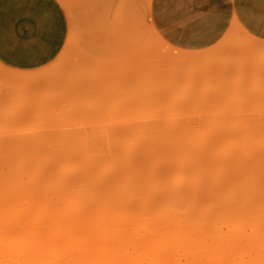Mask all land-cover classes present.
I'll return each mask as SVG.
<instances>
[{
    "label": "rangeland",
    "instance_id": "374dc122",
    "mask_svg": "<svg viewBox=\"0 0 264 264\" xmlns=\"http://www.w3.org/2000/svg\"><path fill=\"white\" fill-rule=\"evenodd\" d=\"M107 1L99 13H91V8L87 7L86 20L83 13L77 14L76 34L71 38L68 51L50 65L20 71L0 62V175H3L0 185H4L7 174L14 177L13 173L17 172L22 176L23 172L16 169L19 166L13 167L12 163L22 154L24 158L19 163L24 172L28 169L24 174L28 186L22 194L23 200L26 196L28 203L38 208L43 193L51 200L49 198L58 194V186L63 187L58 198L60 204L56 201L57 209L43 206L39 209L40 218L33 219L39 223L38 231L42 229L39 232L44 237L53 234L56 245L58 232L65 235L66 231L68 237L80 238V228L88 236L89 231L100 229L109 236L113 232L110 229H116L121 220L125 231L129 226V234L133 235L140 223L136 213L141 209L138 202H143L148 209L151 200L157 204V207L149 206V210L155 211L154 229L159 227L160 234L165 224L157 218L163 209L181 212L185 222L191 216L186 209L192 188L218 192V186L226 183L232 197L227 204L231 205L242 195L243 173L257 190L264 188V41L250 38L234 25L229 31L233 38L230 46L228 43L214 49L215 45L197 53L177 49L154 27L151 0H103ZM234 55H240L241 62L245 61V66L240 64L244 71L240 68L234 73L232 68L236 69L241 63L238 60L239 63L233 65L237 62ZM8 97L13 102L8 101ZM203 132L213 135L203 139ZM213 145L217 147L213 149ZM226 151L228 157L222 160L220 154ZM37 159H45L46 164L36 168L33 164ZM151 166L157 168L156 173ZM234 170H239L242 176L234 178L231 175ZM210 174L213 180L208 177ZM177 180L179 186L175 188ZM67 186L72 188L66 189ZM175 189L183 190V194H175ZM76 194L81 197L80 202L86 203L87 211L93 212L95 207L99 208L97 206L103 208L106 203V214L116 215V209L125 207L129 212L126 217L131 216L133 220L127 226L129 220L121 210L122 219L103 217L105 230H102V222L91 219L97 210L91 218L78 207L70 210L72 203L68 196ZM259 196L263 202L264 194ZM216 197L221 198V192ZM181 200H186L183 207ZM215 200L197 196L192 202L198 203L197 207L208 216L217 211L225 213L227 204L220 206ZM24 203L25 200L19 207L17 204L10 207L27 214L23 219L16 216L19 214H11L12 219L18 218L26 225L32 222L28 217L38 209L33 211ZM65 209L70 210L66 217L60 212ZM239 211L233 216L238 223L245 212ZM3 212L11 221L9 211ZM52 213H55L57 227L51 221ZM247 213L249 215L250 211ZM261 216L264 214H258L260 219ZM80 217L88 221H81ZM21 225L16 226L25 227ZM18 228L15 227V233H19ZM248 232L249 229L247 235ZM31 233L29 229L24 230L26 238ZM140 233L137 235H145L144 231ZM165 234V238L170 237ZM50 238L45 237L52 241ZM183 239L185 244L191 241L187 236ZM56 250L61 252L55 248L53 253ZM67 262L62 261V264ZM50 264H61V261L53 260Z\"/></svg>",
    "mask_w": 264,
    "mask_h": 264
},
{
    "label": "bare ground",
    "instance_id": "6f19581e",
    "mask_svg": "<svg viewBox=\"0 0 264 264\" xmlns=\"http://www.w3.org/2000/svg\"><path fill=\"white\" fill-rule=\"evenodd\" d=\"M236 26L239 29H242L239 25H236ZM242 30L250 38L254 37L253 35L245 31L244 29ZM225 37L226 38L220 45L219 43L217 44L219 45L218 47L226 46L228 43L229 45L227 46H230V44L233 43V41H231L233 40V38H232V35H230V32L227 33ZM193 52L197 53V51H193ZM234 56H232V58H234ZM236 57H237L236 59L237 62L236 63L234 62L235 64L232 63L234 66L237 63L241 62L240 55H237ZM232 61H235V60H232ZM242 62L238 64L239 68H238V65H236L237 66L236 69L232 68L230 64V68L234 70V73H236L237 69L240 70L241 68L240 64L245 66L244 64L245 61L242 60ZM240 72L241 71H239V73ZM241 73L244 74L243 72ZM239 75L237 74V76ZM242 76L240 75V77ZM205 78L204 80L207 81L206 76ZM208 80H210V78ZM240 80L241 79H239L238 81ZM240 82L242 84V81ZM238 88L239 86L237 87L236 90H238ZM241 92L242 91L240 90V93ZM8 101L13 102V100L11 98L9 99V97H8ZM54 126L55 124L53 125V127ZM217 126L219 127L220 125H217ZM220 127L222 128L223 126H220ZM212 128H213L212 133H214L215 127H213V125H212ZM220 130H224V129H220ZM212 133L209 135V134H206V132H203L201 133V137L203 139H206L207 137L212 136L213 135ZM17 139L18 137H16V141ZM29 139L30 138H28V140ZM19 142L21 144L22 141H19ZM37 142L39 144H42V142H39V141ZM207 143H209V146L212 145L210 141ZM43 145L46 146V143L44 142ZM35 146H38V144ZM216 147L217 145H213V149H215ZM28 148H31V146ZM36 148H41V147H36ZM228 154H229L228 151L223 152L220 154V158L222 160H225L226 157H228ZM242 154L244 155V152H242ZM21 155L19 154V158L16 159L15 161H12V163L14 162L13 167L19 166L16 169H19L20 172L21 171L23 172L22 176L20 177L17 172H16L17 174L13 173L14 177L11 174L10 175L7 174V176L4 178L5 179L4 185L3 186L0 185V211L3 209L2 214H4L3 216L1 215L3 218L2 219L0 218V264H50L51 261L53 263V260L55 261V263L57 262L59 263L61 261V264H62V261L63 263H65V261L66 262L68 261L67 262L68 264H264V242H263L264 241L263 239L264 238V232H263L264 217L261 216L262 219L259 218L260 216L258 217V214L259 215L264 214V212L258 213L260 212L259 210L262 211L263 209L264 211V207H263L264 201L262 202L260 200L262 198L259 196L261 193L264 194V188L257 190V188L254 185H251L250 181L248 180L249 176L246 173H243V177L245 179L244 181L245 186L243 188L242 195H240L237 199H235L231 205L227 204L232 199V197H230L229 187H227L226 183H223V185H219L217 189L219 190L218 192H221L222 194V197L219 199L216 197L218 192H215V191H209V192L201 191L200 192V190L198 191L197 188L196 189L192 188L190 190L191 191L189 192V203L190 204L187 206L188 208L186 210L191 216L186 219V222L184 219H182L183 214L181 212L179 211L172 212L170 211V209L169 210L163 209V212H162L160 211L162 210V208L159 206V208H161L159 212H162V214L157 218V220L162 225L165 224L163 227V231L160 234H159L160 232L159 227H156L154 229L156 216L153 213L155 211L152 212L149 210V206L153 204L154 206L157 207V204L154 203L153 200L148 202L147 204L148 209H146V205L143 202H138V204H140L141 209L136 213H138L137 215L140 216L139 221H138L140 223L138 225L137 232L131 235L129 234L128 223L131 220H133V218H130L131 216L126 217L129 215V212L125 207H119L118 209H120V211L116 209L115 210L116 215L113 213L109 215L105 213V211L107 210V209H104V207L106 206V203H105V206L103 208H101L100 206H97L99 208L96 209L95 207V210H97V214L95 217L91 218V214H93L95 210L93 212H90V210L87 211L88 208L85 206L86 203L84 204V202L79 201L81 197H79L78 194L72 197L68 196V201L72 203L70 210L78 207L77 209L80 212L82 211L86 212L88 215H90L87 217H90L92 220L95 219L96 223L102 222V225H101L102 230H105L104 224H103L104 218L112 217L110 220H114L117 218L122 219L121 210H123L124 214L122 215H125L126 220H129L126 223L128 226V229L125 231L126 228H124L122 220H121V224L117 226L118 230H116L117 228L116 229L111 228L110 230H113V232L109 236H107L105 233H101L100 229H97L96 231H91V232L88 230L89 231V236H88L87 233L81 232V228H80V238L79 237H68L66 235L67 234L66 231H65V235L62 232L63 236L61 232L60 234L58 232L59 239L56 240V242L58 241L56 245L54 244L52 240L53 234L52 233L49 234L48 232H46L48 234L45 237L46 238L51 237L50 239L52 241L50 240L48 241L47 239H45L44 235H42L39 232V231H42V229L38 231L37 227L39 226L38 225L39 223L36 224L35 222H33V219L35 218V216L38 217L40 215V212L42 211H39V209H41V207L43 208V206L48 205L49 210L57 209V202L60 204V200H58V198L59 196L62 195L61 190L63 187L61 185L58 186V190H57L58 194L54 198H49L51 200H48L47 195L43 193L42 198L40 200L41 207L38 206V208L35 207L33 203H28L29 198L25 196L24 204L29 205L27 206V208H31L33 211L35 209H38L36 210L37 212H34L36 214L28 217L32 221L30 222V224L25 225V222L23 223L22 221H20V219L15 218V217L14 219H12L13 218L12 217L13 215H11L12 213H14L15 215L19 214L16 216H21L22 219L25 217V215H27L24 211H22V209L21 211L17 209V207H19V204L22 205V202L24 201L22 198V194L25 191V187L28 186V184L24 182L25 181L24 179L27 178V175L24 176V174H27L28 169L26 168L27 171L24 172V167L22 166L21 163H19L20 159L24 158ZM8 156L10 155L8 154ZM6 159L8 158L6 157ZM44 164H46L45 159L44 160L37 159L35 164H33V166H35L36 168L43 167ZM151 167H152L153 173H156L157 168L155 166H151ZM12 170L15 171L14 168H12ZM231 175L237 179L239 176H242V173L239 170H234L232 171ZM0 177L2 179L3 175L1 174ZM208 177L211 180H213V176L211 174ZM180 181H181V178H180ZM206 182H209V179ZM174 186L175 188H178L179 180L176 181V185ZM235 187L239 188V185L235 184ZM71 188L72 186L66 187V189H71ZM237 192L241 193L240 191H237ZM174 193L177 195H182L183 190L175 189ZM10 195H12L14 198L13 199L8 198V196ZM197 196L198 197L206 196L208 198L214 197L216 198L215 202H217L220 206L226 203L227 206H224V208L226 209L225 213L221 214L217 211L213 213L212 215L208 216L205 210L197 207L198 203L194 204L192 202L196 200ZM185 201L186 200L180 201V205L182 207ZM16 204L18 205L16 209H14L13 207H10V205H16ZM5 210L9 211L8 217L11 219L12 222L4 217L6 212H3V211ZM58 210H61V209H58ZM154 210H155V207H154ZM239 210H241L242 212L245 211L242 214L240 213L241 216L242 215L244 216V218L241 219V217L238 215L240 217L239 220L242 225L236 222L233 218V216L236 215ZM69 211L65 209L64 211H60V212H63L64 217H66ZM156 211L158 212V210ZM249 211H250V214L248 215L247 212ZM23 212L24 214L21 215ZM55 213L54 214L52 213L50 218H51L52 223L57 227L58 225L56 224V217H54ZM75 214H78V212L76 211ZM150 215L153 219L150 217ZM77 216H83V215H77ZM255 217L257 218V220H253V219H256ZM39 218L40 216L37 219ZM81 219L85 221L87 220L86 217H84V219L83 217H80V220ZM149 219L150 221H148ZM227 219H232V220L231 222H228ZM259 219L262 221H260ZM40 220H37V221H40ZM9 221L11 224L9 223ZM19 224L20 225L24 224L25 227L16 226ZM90 224L91 223L89 222V225ZM29 225H31L30 226L31 229L27 228V226ZM33 225H36V228L34 226L36 230L33 229L32 227ZM218 225H221L222 227L218 228L217 227ZM60 226L61 225H59V229H60ZM15 227H19L18 228L19 233L18 232L15 233ZM223 227L227 229V232L223 231V229H225ZM121 228H123V230H120ZM22 229L24 230L29 229L30 233H31V230L32 231L34 230V232L33 234L31 233V235H29L26 238V235L24 234V230ZM245 229L250 230V233L248 232L249 235L246 234ZM115 230L117 233H114ZM21 231L22 233L20 234ZM140 231L142 232L144 231L145 233L143 234L145 235L138 236L139 234H142L140 233ZM164 234L167 237L170 235V237L165 238ZM18 235L22 237L25 235L24 236L25 238L23 237L24 239L22 238L19 239ZM148 236H150L149 239L147 238ZM186 236L189 239L191 238L190 239L191 241L189 240L190 242H188L187 244H185L186 242L184 243L185 240L183 239ZM16 237H18L19 240H16ZM62 239H64V241ZM181 241H183L184 243L183 245H181L182 244ZM179 242L181 243L179 244ZM55 248H58V250H61V252H58L56 250L53 253L52 250H55ZM181 252L183 253L185 252L186 254L182 255ZM180 253L181 255H179Z\"/></svg>",
    "mask_w": 264,
    "mask_h": 264
},
{
    "label": "crops",
    "instance_id": "0c3cea01",
    "mask_svg": "<svg viewBox=\"0 0 264 264\" xmlns=\"http://www.w3.org/2000/svg\"><path fill=\"white\" fill-rule=\"evenodd\" d=\"M107 3L0 0V62L20 71L50 65L68 51L77 14L86 20L87 7L99 13ZM150 14L159 34L185 51L216 49L234 25L264 41V0H151Z\"/></svg>",
    "mask_w": 264,
    "mask_h": 264
}]
</instances>
